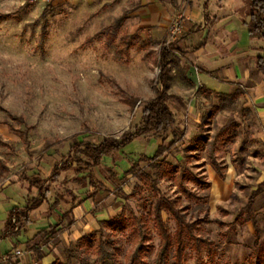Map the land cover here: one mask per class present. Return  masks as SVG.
I'll return each mask as SVG.
<instances>
[{"label":"rangeland","instance_id":"rangeland-1","mask_svg":"<svg viewBox=\"0 0 264 264\" xmlns=\"http://www.w3.org/2000/svg\"><path fill=\"white\" fill-rule=\"evenodd\" d=\"M155 3L0 0V15H13L0 20V124L10 133L0 136L1 173L46 178L74 142L99 143L140 125L142 109L159 87L161 45L181 39L182 34L172 32L175 23L185 26L200 17L196 0L192 5L161 0L168 28L154 40L150 31L155 26L144 18ZM125 11V21L110 29ZM169 58L170 91L184 98V105L175 106L173 129L135 139L94 169L111 194L93 206L89 226H76L68 215L54 232L41 233L0 257V264H155L160 238L152 211L158 193L127 171L141 156L152 157L162 143L164 153L140 166L156 180L159 193L177 201L187 221L197 225L195 233L213 241L200 252L189 244L184 264H264V242L255 246L247 211L251 192L264 185L259 182L264 176V84L260 91L254 84L235 83L227 91L205 93L182 78L181 57L170 52ZM130 96L139 99L133 110L124 102ZM174 131L179 139L170 145ZM211 158L222 166L223 179ZM184 169L211 182H185L203 199L179 191L175 177ZM72 176L63 172L51 184L53 192L65 195L60 204H69L73 196L80 204L89 199ZM263 207L257 196L252 214ZM120 212L143 218L146 239L140 243L128 230L104 223ZM163 218L175 233V220L165 211ZM78 229L87 241H79ZM173 255L165 264H175Z\"/></svg>","mask_w":264,"mask_h":264},{"label":"trees","instance_id":"trees-1","mask_svg":"<svg viewBox=\"0 0 264 264\" xmlns=\"http://www.w3.org/2000/svg\"><path fill=\"white\" fill-rule=\"evenodd\" d=\"M249 7L248 21L245 22L248 27V32L251 40H260L264 43V0H247ZM205 10L208 8V0L204 4ZM129 12L125 11L116 21V24L109 27L110 29L118 27L125 21ZM13 17L12 14L0 15V20ZM264 51V46L262 48ZM169 53L165 46H162L159 51V66L160 70L157 77V88L155 95L146 101V105L142 109L140 125L136 128L126 130L120 137H104L99 143L90 141L74 142L70 145L68 151L61 155L60 164H56L49 172L46 178H32L29 180L30 187H36L39 190V195L36 198L29 200L27 205L22 210H13L7 226L12 230L14 228H22L28 226L29 213L48 201V193L53 182L59 180L63 172L71 171L73 173L72 181L76 182L80 188L85 189V193L92 199L95 206L106 200L111 191L102 181H100L94 169L99 167L103 159L113 153L122 152L127 145L131 144L135 139L149 133H165L173 129L176 123L175 113L173 111L176 102L183 104V99L169 92V80L171 67L169 65ZM256 68L264 74V54L256 57ZM203 92L208 93L207 89ZM139 99L138 97L130 96L124 99V102L133 110ZM218 110V108H216ZM174 139L170 145H175L178 142L179 135L174 131ZM3 143V141H1ZM165 151V145L162 143L158 146L155 154L152 157L143 155L138 161L132 163L131 168L127 171L128 175H133L135 178L144 181L147 186L157 191L158 196L153 207V223L158 232L160 243L156 253L155 264H165L173 251L175 264H184L186 261V249L189 244L200 252L201 247L206 245L211 248L213 241L202 238L195 233V223H189L183 209L178 208V203L159 193L156 180L152 175L142 169L141 161H153L160 157ZM210 164L220 178H224L225 174L222 166L211 158ZM176 185L179 191L187 198L201 200L202 196L191 191L185 182L189 181L198 185L210 186L211 182L207 181L203 176H199L189 170H183L176 175ZM261 191V186L251 192L247 211L255 227L256 241L255 246H258L260 240V232L257 225L256 217L252 214V206L255 202L257 194ZM60 194V193H59ZM58 194L57 198L51 205V208L57 207L60 204V199H64L65 195ZM76 197H72V202H76ZM167 212L176 222L175 233H171L166 221L163 218V212ZM69 213L65 216L67 217ZM70 221H73L71 218ZM110 226L119 230H128L129 233L141 243L146 239L144 230L145 224L143 218H138L134 213L126 218L123 212L117 214L114 218L104 221ZM57 225H51L49 230H43L41 233L55 230ZM197 228H200L198 226ZM87 236H84L79 241H87ZM36 251V250H34ZM41 257L39 256V260Z\"/></svg>","mask_w":264,"mask_h":264},{"label":"crops","instance_id":"crops-1","mask_svg":"<svg viewBox=\"0 0 264 264\" xmlns=\"http://www.w3.org/2000/svg\"><path fill=\"white\" fill-rule=\"evenodd\" d=\"M154 1L157 3L153 4L151 9H147L149 13L144 21L155 26L150 31L151 38L160 40L167 32L168 23L165 21V11L161 7V0ZM186 1L192 5V0ZM196 1L200 17L186 21L179 41L161 45L167 48L168 53L173 52L182 58V69L184 70H180L182 78L185 82L196 85L197 88L207 90L227 91L235 83H249L256 85L258 87L256 91H260L261 85L264 84V74L256 68V57L264 54L262 50L264 43L250 39L245 23L248 21L249 13L247 0H208L206 10L204 4L207 0ZM169 61L171 62L170 58ZM169 92L183 99V104L178 102L174 104L173 111L175 106L184 105L183 95L170 91V80ZM250 95L253 96L252 91ZM9 135L7 125L0 124V136L8 137ZM37 177L0 172V257L14 249L24 248L26 242L41 234L43 230H49L51 225L66 221L67 213L72 216L73 221H76V226L81 223L87 226L90 221H93L92 208L95 205L91 198L82 204L76 200L74 203L70 201L69 204H59L52 209L51 205L58 194L53 192L50 186L48 201L29 213L28 226L11 230L7 226V221L12 211L22 210L30 199L39 195L38 188L30 187L29 180H27ZM259 182L264 183V176ZM261 188L264 189V185ZM261 191L257 196L264 201V192ZM58 207L63 209L62 213L56 210ZM255 217L260 232L258 243L260 246L261 242H264V207L255 213ZM251 223L253 225L252 221ZM77 231L78 238L86 234L84 230L78 229ZM255 231L254 227V233Z\"/></svg>","mask_w":264,"mask_h":264},{"label":"built area","instance_id":"built-area-1","mask_svg":"<svg viewBox=\"0 0 264 264\" xmlns=\"http://www.w3.org/2000/svg\"><path fill=\"white\" fill-rule=\"evenodd\" d=\"M43 2H51L52 0H42ZM173 34L179 35L184 32V26L181 24V21L175 23L174 28H173Z\"/></svg>","mask_w":264,"mask_h":264}]
</instances>
